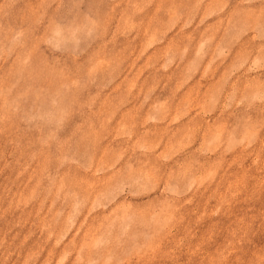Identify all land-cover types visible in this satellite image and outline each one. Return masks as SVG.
Instances as JSON below:
<instances>
[{
  "label": "rangeland",
  "instance_id": "1",
  "mask_svg": "<svg viewBox=\"0 0 264 264\" xmlns=\"http://www.w3.org/2000/svg\"><path fill=\"white\" fill-rule=\"evenodd\" d=\"M0 264H264V0H0Z\"/></svg>",
  "mask_w": 264,
  "mask_h": 264
}]
</instances>
